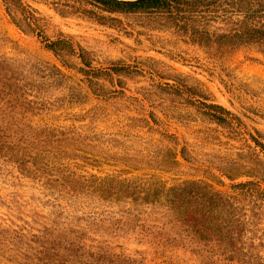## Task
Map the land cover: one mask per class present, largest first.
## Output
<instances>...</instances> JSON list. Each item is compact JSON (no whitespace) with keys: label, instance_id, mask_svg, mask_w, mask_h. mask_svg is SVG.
Segmentation results:
<instances>
[{"label":"rangeland","instance_id":"374dc122","mask_svg":"<svg viewBox=\"0 0 264 264\" xmlns=\"http://www.w3.org/2000/svg\"><path fill=\"white\" fill-rule=\"evenodd\" d=\"M215 1L202 22L213 41L199 43L167 13L20 0L28 25L0 0V264L264 260V42L218 37L248 17L264 24V0ZM58 37L94 69L123 68L99 76L96 95L75 54L46 48ZM191 180L223 207L185 199L176 213L156 198ZM145 190L152 202L136 199Z\"/></svg>","mask_w":264,"mask_h":264},{"label":"trees","instance_id":"16d2710c","mask_svg":"<svg viewBox=\"0 0 264 264\" xmlns=\"http://www.w3.org/2000/svg\"><path fill=\"white\" fill-rule=\"evenodd\" d=\"M6 4H16V6L20 7V14L22 15V19L27 22L28 25H33L36 21V18L32 13H29L25 8H23L20 4V0H3ZM94 4H97L102 11H106L109 13L114 12H152V13H167L172 15V17L176 20L177 23L182 24L184 29L182 30V34L189 35L192 41H196L199 43H206L213 41L211 34L206 29V25H202L203 21H207L210 13L214 12L215 0H88ZM19 4V5H18ZM212 8V9H211ZM6 10L9 13V9ZM25 10V11H24ZM254 12V11H252ZM11 16V15H10ZM197 19L199 25L194 22ZM12 22L20 27L21 25L17 20H15L11 16ZM180 26V25H179ZM181 27V26H180ZM42 36L43 35H39ZM219 39H228V40H238L239 42L247 43V42H264V24H260L258 21L251 20L250 17L246 18V20L239 21V27L234 28L233 31H228L227 33H221L218 35ZM46 48L52 51V53L56 57H60V55L65 51L68 54H75L79 60V63L82 65L78 69L82 74L86 76L87 86L91 92L99 95L102 90V84L99 83L98 77L101 75H108L111 77L112 74L119 73L123 67L118 65L117 63L111 64L105 70L94 69L91 67L90 63L85 58V53L81 49V47H75L69 39L65 37H58L54 41H47ZM208 109V114L217 121L223 120V115L226 113L224 108L216 104H207L205 105ZM2 137L0 133V157L4 158L5 155L2 153L3 144ZM250 182L237 183L233 185L234 187L243 188ZM136 194V193H135ZM141 194V195H140ZM137 195L136 199H140L142 201L152 202V198L154 195H151L147 190L140 191ZM203 195L204 199H203ZM223 193L213 190L207 184H200L197 181H183L178 185L171 186L167 189L165 193L161 195H157L158 198L166 199L168 202L174 206V211L179 212V208L177 205L182 203L185 199L195 200L194 202L197 204H201V206L207 205L212 208H220L223 207L224 203L222 201ZM202 199L201 203L198 202V199ZM194 211V209H191ZM213 211V210H212ZM191 214V212H190ZM187 219L185 222L191 227L200 226L205 222V219H197L192 215H187ZM1 246H4L3 243ZM4 247H0V257H3V253L5 252ZM96 255V253H95ZM93 260L96 264H111L107 263V259H103V257L99 258L97 256L93 257ZM236 263L239 264H264L263 259L254 260V261H239L235 260ZM245 262V263H244ZM114 264V263H113ZM117 264V263H116Z\"/></svg>","mask_w":264,"mask_h":264},{"label":"water","instance_id":"95a60500","mask_svg":"<svg viewBox=\"0 0 264 264\" xmlns=\"http://www.w3.org/2000/svg\"><path fill=\"white\" fill-rule=\"evenodd\" d=\"M130 1H137V0H130Z\"/></svg>","mask_w":264,"mask_h":264}]
</instances>
